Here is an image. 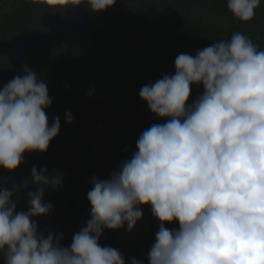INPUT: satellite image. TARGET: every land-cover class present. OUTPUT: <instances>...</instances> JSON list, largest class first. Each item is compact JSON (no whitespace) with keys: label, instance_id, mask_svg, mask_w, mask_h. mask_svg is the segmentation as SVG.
Wrapping results in <instances>:
<instances>
[{"label":"clouds","instance_id":"clouds-1","mask_svg":"<svg viewBox=\"0 0 264 264\" xmlns=\"http://www.w3.org/2000/svg\"><path fill=\"white\" fill-rule=\"evenodd\" d=\"M48 12L86 6L104 12L116 0H26ZM262 0H227L234 20L248 23ZM165 74L139 91L153 123L136 140V151L110 178L93 179L86 227L72 237L39 230L34 218L48 214L44 190L60 179L32 169L38 191L17 211L12 189H0V259L3 264H126L121 252L101 246L105 229L132 231L150 206L160 222L148 264H264V50L234 32L175 58ZM203 92L189 103L192 87ZM91 95V93H90ZM52 99L45 81L27 67L0 88V168L13 172L25 153H46L60 131L49 124ZM73 120L66 113V122ZM47 186V187H44ZM178 222L179 228L166 224ZM131 264H143L135 258Z\"/></svg>","mask_w":264,"mask_h":264},{"label":"trees","instance_id":"trees-1","mask_svg":"<svg viewBox=\"0 0 264 264\" xmlns=\"http://www.w3.org/2000/svg\"><path fill=\"white\" fill-rule=\"evenodd\" d=\"M234 32L264 50V0L248 23L234 20L227 0H116L101 13L83 5L52 13L26 0H0V88L24 67L36 72L52 99L49 124L59 117L61 125L46 153H25L13 172L0 168V189L15 186L17 211H26L27 193L38 191L33 168H46L45 175L60 179L57 187L44 190L51 210L34 219L41 232L70 246L90 219L87 193L93 179L110 178L136 151L141 132L164 122L141 100V87L174 74L177 55L194 56ZM202 92V86H193L189 103ZM142 211L132 231L105 229L99 240L118 249L126 264L132 258L148 264L159 230L150 206ZM166 227L178 230L179 224Z\"/></svg>","mask_w":264,"mask_h":264}]
</instances>
